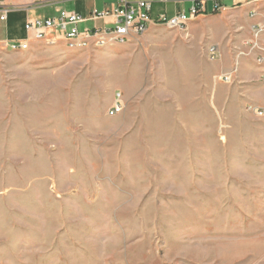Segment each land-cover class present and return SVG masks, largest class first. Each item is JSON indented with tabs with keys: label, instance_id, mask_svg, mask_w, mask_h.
Returning a JSON list of instances; mask_svg holds the SVG:
<instances>
[{
	"label": "rangeland",
	"instance_id": "374dc122",
	"mask_svg": "<svg viewBox=\"0 0 264 264\" xmlns=\"http://www.w3.org/2000/svg\"><path fill=\"white\" fill-rule=\"evenodd\" d=\"M252 21L238 7L105 47L0 46V264H264Z\"/></svg>",
	"mask_w": 264,
	"mask_h": 264
},
{
	"label": "built area",
	"instance_id": "2783aa9c",
	"mask_svg": "<svg viewBox=\"0 0 264 264\" xmlns=\"http://www.w3.org/2000/svg\"><path fill=\"white\" fill-rule=\"evenodd\" d=\"M115 8H106L103 12L93 10L91 14H83L61 9L58 16L47 18H28L25 24L27 38L11 41L8 48L12 50H26L33 41H47L48 43L62 39L71 49H79L88 46L105 47L110 43H126L135 36L144 34L152 25H163L170 29L186 31L189 23L199 15H209L243 5H251L248 16L253 20L251 23L250 37L244 42V48L250 53H256V62L264 63V0H232L233 5H228V0H190L189 14L178 12L171 17L160 13L157 17L152 16V1L133 3L128 0H117ZM8 9L3 10L2 20L7 17ZM107 21L103 26H86L79 29L81 24L87 21ZM211 60L221 58L220 46L213 43L206 49ZM246 51L240 55L245 56ZM236 74V68L217 75L216 77L231 83ZM121 105L117 102L111 109V115L120 110ZM249 110L258 114L264 113L260 107L250 105Z\"/></svg>",
	"mask_w": 264,
	"mask_h": 264
},
{
	"label": "crops",
	"instance_id": "0c3cea01",
	"mask_svg": "<svg viewBox=\"0 0 264 264\" xmlns=\"http://www.w3.org/2000/svg\"><path fill=\"white\" fill-rule=\"evenodd\" d=\"M190 0H184L175 3L176 10L174 14L178 12H185L186 6L185 2ZM117 0H0V18L3 14L4 9H8L7 17L5 20L0 19V46L8 47L11 41L23 40L27 38V31H25V24L28 18H37L35 17L37 13L44 10V8L50 7L52 9L53 15L58 16V13L61 9L74 10L77 11L83 16H87L92 13L93 10H103L106 8H113L116 5ZM153 3L152 7V16L157 17L160 13H167V9L159 10L154 13V6L156 3H167V0H156ZM228 5H233L232 0L227 1ZM245 6H248L245 8ZM191 7V2H190ZM189 7V8H190ZM242 10H248L251 8V5L239 6ZM173 14V15H174ZM49 16V17H52ZM94 23L92 27L96 24L103 26L107 21L100 20L98 22L89 20L80 26L84 28L89 26V23ZM91 27V26H89Z\"/></svg>",
	"mask_w": 264,
	"mask_h": 264
}]
</instances>
